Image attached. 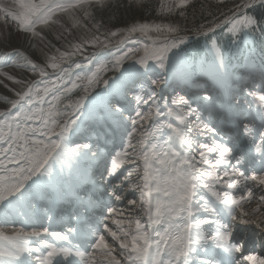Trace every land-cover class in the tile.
<instances>
[{"label": "snow or ice", "instance_id": "snow-or-ice-1", "mask_svg": "<svg viewBox=\"0 0 264 264\" xmlns=\"http://www.w3.org/2000/svg\"><path fill=\"white\" fill-rule=\"evenodd\" d=\"M190 6L194 0H160L155 9L150 0L0 3V21L29 41L68 23L69 34L92 32L71 50L49 42L55 52L43 64L23 51L0 53V77L20 86L4 85L15 98L3 97L9 107L0 110V212L5 223L13 213L25 217L22 227L0 228V264H264L238 235L240 225H254L264 241V0H206L191 26ZM133 8L168 22L101 31L97 12L115 19ZM201 40L204 54L190 55V42ZM86 46L114 59L100 62ZM10 66L38 78L3 71ZM201 74L226 85L224 95L201 88L199 100L164 98L177 79L199 87ZM246 78L254 79L246 95L255 107L238 98ZM224 125L239 129L238 144L220 137ZM110 137L123 141L120 150H107ZM253 152L259 168L246 174ZM88 185L99 195L90 197ZM121 201L127 213L114 206ZM67 202L77 205L74 225L52 230L49 212ZM25 207L38 211L28 216Z\"/></svg>", "mask_w": 264, "mask_h": 264}, {"label": "rangeland", "instance_id": "rangeland-1", "mask_svg": "<svg viewBox=\"0 0 264 264\" xmlns=\"http://www.w3.org/2000/svg\"><path fill=\"white\" fill-rule=\"evenodd\" d=\"M117 2H121V0H117ZM122 2L125 5L127 4V0H122ZM159 2H160V0H150V3L152 5L153 9H155L159 6ZM202 2H206V0H194V8L191 6L189 7V20H188L189 26H191V23L193 22V20H192V12L193 11H195L197 19H199V9H200V4ZM0 3H3L5 5H11L13 3V0H3ZM96 20H98V21L102 20L104 28H102L101 31L115 30L116 28L127 27V26H130L133 22H144V21L168 22V19L165 18L164 16H157L155 10H153L151 15H149L144 10L137 9V8H133L130 11L125 10V9H120L119 12L116 14L115 19L112 18V14L109 11H104L103 14H101L100 12H97L96 13ZM176 22H179L181 24L184 23V21H182V20H178ZM89 27H91V25H89ZM66 28H71V24L70 23L66 24L65 28H62L59 25H56V26H53V28L51 30H46L44 32L45 39L43 41L39 37L32 38L31 41H29L28 35H22V36L17 35L13 25H5V23L3 21H0V53L10 52L13 50L23 51L33 61L43 64V63H46V56L51 55L55 52V49L49 47V42L51 44H55L56 47L61 48V50H71L69 47L70 44L80 42L82 37H85V36L91 37V35H92V32H88L83 28L71 29V34H69V32L66 30ZM92 31L94 32L95 30L93 29ZM217 35H220V33L218 32ZM57 36H61L62 38L58 40V39H56ZM221 43L223 44V46L225 47L226 50L229 48L228 39L226 36H221ZM33 45H35V47H33ZM128 46H132V45L129 44ZM186 51L190 55H193V56H202L204 54V51H205L204 41L201 40L198 44L190 42V46L188 47V49H186ZM111 52H115V49H111ZM93 53L98 54V59L100 62L112 61L114 59L113 55L110 54L109 49L101 50L98 47L97 48H94L91 46L85 47V55L91 56ZM74 59L77 62H81L83 58L81 56L77 55L76 57H74ZM18 63H22V61H18ZM95 63H96V61H93V64H95ZM230 64L236 68L237 72H239V70H240L239 69V62L234 57L230 59ZM65 66H67V65H65ZM93 70H95L94 67H93ZM3 71L9 73L10 75L16 76L17 78L25 77V76H27L29 79L38 78L35 75H30L27 72V70H25L23 68H19V67H11L10 66V67L4 68ZM48 71L51 74L52 70L48 69ZM74 71L79 72L81 75H84V73L80 72V70L74 69ZM106 75L111 76V75H114V73L108 72V73H106ZM206 75L207 74H201L200 90H201V88H206L210 91L211 87H212V83L210 80L206 81L204 79V77ZM0 81H3V83H0V110H3L5 108L9 107L8 105L3 103V97L7 96L9 99L15 98L13 93L10 92L8 90V88H5L4 85L7 84L9 86V88H16L17 90H19L20 86L14 85L10 81H7L5 77H0ZM237 81H236V83H237ZM233 87L236 90L239 88L237 84L233 85ZM172 89H175V91H171V92H174V94L168 100L169 102L171 101L173 96H175L177 94L182 95V93H180V92L184 90V87L181 84V80L177 79L176 81H174V83L172 85ZM189 90H190V88H189ZM169 91H170V89H169ZM257 93L259 94V91H257ZM196 94H197V96L194 97V99L198 100L199 98H201V96L204 93L201 91L200 93H196ZM238 98H241L244 101H252V106L253 107L256 106L255 102L253 101V98L251 96L246 95V92H244V94H240V96H238ZM204 115L206 118L208 117L207 113L206 114L204 113ZM200 137H202V136H200ZM200 137H197V139L200 142H204V141H202V139H200ZM115 139H112L111 137L109 138V142L107 144V149H110L109 150L110 152H115V151L120 150V147L123 143V141L121 140L122 143L120 145H118L117 142H115ZM110 143H112V145H113V146L111 145L112 148L109 145ZM125 167H128V166L126 165ZM132 194H133V192L129 191L127 194V198L129 199ZM137 196L139 197L138 192H137ZM138 199L139 198H137V200ZM255 206H256V204L254 205V207ZM129 207L130 206L126 205V206L119 208V209L121 211L127 213ZM22 211H23V209H22ZM37 211H38V209L27 208L28 215H30V216H33L34 212H37ZM13 215H14V213H13ZM12 216L9 217V222L13 221ZM1 222H5V221L0 219V228L11 229L13 227L12 224L7 226L6 223L1 224ZM109 224L111 225L110 221H109ZM15 227H19V226H15ZM247 230L252 232L254 230V228L252 229V228L248 227Z\"/></svg>", "mask_w": 264, "mask_h": 264}, {"label": "bare ground", "instance_id": "bare-ground-1", "mask_svg": "<svg viewBox=\"0 0 264 264\" xmlns=\"http://www.w3.org/2000/svg\"><path fill=\"white\" fill-rule=\"evenodd\" d=\"M3 0H0V2H2ZM207 78H209L212 82V88H211V91H213V92H215V95H217L218 97H222L223 95H224V93H225V91H226V85H224L223 83H221V82H219V81H217L216 79H214L213 77H211V76H209V75H207ZM252 78H250V80H251ZM256 79V78H255ZM207 81V80H206ZM242 82L240 81V80H238L237 81V83L236 84H238V86L241 84ZM189 84H190V82H189ZM223 85V86H222ZM170 90H171V88H169ZM195 89H196V86H193V84L191 85V87H190V90L188 91V92H190V91H192V90H194L195 91ZM171 91H173V89L171 90ZM188 92L186 93V94H188ZM174 94V92H171V96ZM241 94H244V92H241ZM170 96V97H171ZM187 97H189V94L187 95ZM165 99H166V97H164ZM192 99H194V97L192 98ZM200 99V98H199ZM198 99V100H199ZM206 114V113H205ZM208 118V117H207ZM218 122V121H217ZM226 137V136H225ZM203 138V137H202ZM225 142H226V140H224ZM115 142H117V144L118 145H120L121 143H122V141H121V139L119 138V137H116V139H115ZM114 143V142H113ZM110 146L112 145V143H110L109 144ZM257 192V191H256ZM256 203H255V201H253V203H252V205H251V207H254V205H255ZM128 209V208H127ZM23 212H25V213H27V215H28V212H27V207H25V208H23ZM1 214L3 215V213L1 212ZM15 216H17V215H15ZM28 216H30V215H28ZM21 219L24 221V219H25V217L24 216H21ZM13 226H19V227H22V226H24L23 225V223H20V224H17V225H13ZM249 228H254L252 225H249ZM5 230H10V229H5ZM251 230V229H250Z\"/></svg>", "mask_w": 264, "mask_h": 264}]
</instances>
